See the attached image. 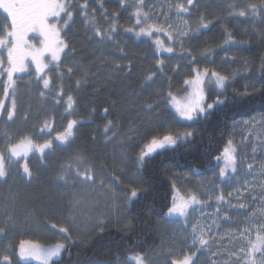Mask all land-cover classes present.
I'll use <instances>...</instances> for the list:
<instances>
[{
  "label": "trees",
  "instance_id": "1",
  "mask_svg": "<svg viewBox=\"0 0 264 264\" xmlns=\"http://www.w3.org/2000/svg\"><path fill=\"white\" fill-rule=\"evenodd\" d=\"M219 1L197 0L195 9H189L195 28L183 47L180 41H168L166 47L174 49L170 53L173 55L160 53L154 36L135 35L143 24L136 25V11L122 0L81 1L80 5L86 2L87 8L81 7L68 30L62 32L69 44L67 52L75 49L66 59L72 61L75 72L71 77L65 74L57 89L60 92L62 87L64 93L59 117L62 114L64 127L69 120L79 123L61 160L84 157L85 163L110 184L119 216L117 221L107 219L86 236L81 233L75 237L71 230L73 234H68L76 244L68 245L67 252L76 256L67 264H122L124 258L129 259L131 248L136 251L134 256L142 253V248L147 254L157 248V224L166 218L181 180L212 174L217 169L219 172L223 160L216 157L233 139L235 124L263 115L264 11L257 19L238 16L242 8ZM242 2L246 4L244 9L253 3L258 10L264 6V0ZM85 13L96 27L114 28L112 40L101 43L85 22ZM202 23H208V27L199 29ZM131 28L135 31H127ZM160 59L164 61L163 73L157 70L156 61ZM204 68L229 77L224 90L209 85L206 102L212 103L217 96L226 102L194 121H182L167 94H182L184 81L194 75L193 69ZM149 72H156L150 86L145 84ZM77 80L86 83L78 88ZM68 95L75 100L71 112L65 111ZM148 104L153 109L144 111ZM109 121L113 127L106 135ZM168 132L192 135L150 153L141 163L138 156L151 137ZM130 187L139 189L131 201L127 198Z\"/></svg>",
  "mask_w": 264,
  "mask_h": 264
},
{
  "label": "rangeland",
  "instance_id": "2",
  "mask_svg": "<svg viewBox=\"0 0 264 264\" xmlns=\"http://www.w3.org/2000/svg\"><path fill=\"white\" fill-rule=\"evenodd\" d=\"M81 1L83 0H71L73 7L69 10L73 12V19L69 22L68 27L71 26L75 15L81 9ZM122 1L127 3L130 8L132 7L134 12L136 11L139 0ZM222 1H225V4L227 3L229 6L233 5V8L238 6L244 9L243 6L246 5L242 2L243 0H220L218 3ZM143 2H145L142 7L143 11L151 14L149 23L165 28L171 25L170 31L176 38L175 42L184 41L192 35L193 28H195L193 14L191 11L178 14V10L173 9V6L184 4L185 7L194 10L197 0H194V6H188L186 0H143ZM259 14L260 10H258L257 15L249 13L247 16L257 19ZM5 17L6 13L0 9V26L5 23ZM68 27L63 32L68 30ZM199 29L203 28L199 27ZM181 31L187 32L188 35L179 36ZM36 34L33 35L35 36L34 39L32 36V44L39 47L41 38L38 33ZM153 36L154 41L158 36L164 42L165 47L169 45L165 33H156ZM67 51V55L62 58L64 63L62 65L63 67H73V64H70L72 61H67V57L69 54L73 55V51L71 49L69 53ZM160 53L173 55L167 52ZM0 55L6 56V51ZM7 67L5 60L0 71L7 69ZM49 67H53L51 63ZM52 73L53 71L49 74L51 79L53 78ZM13 79L16 83V114L10 121L6 116L7 110L11 108L13 95L10 94L5 97L4 85L7 76L6 73L0 75V101L5 107L2 133L9 137L11 135L9 130H12L13 134L20 137L25 131L42 128L46 119L51 118V116L57 123V125L54 123L56 128L61 129L62 127L59 125L62 118V114L59 117L61 113L60 103H55L56 94L43 89L42 81L37 80L35 66L29 65L24 73L21 72V74L13 76ZM211 79V77L206 78L205 98L209 85H212L213 89L216 88L214 84L209 82ZM40 91H45L47 97L41 96ZM190 92L191 89L186 85L185 91L176 97L178 99L183 98ZM177 116L182 121L189 122V120L181 117L178 112ZM245 121L249 123L245 124ZM231 136L238 151L237 171L233 173L229 170L227 178L220 176L219 179L220 171L218 172L217 169L212 174H202L191 180L188 178L181 180L174 198L187 197L190 193L195 192L202 203L189 208L186 221L183 217H169L166 213V218L157 224V232L160 236L157 248L152 249L148 254L147 252L143 253V248L142 253H136V255L143 254L146 257V264H165L166 260L170 259L168 257L169 248L178 250L182 242L190 243L189 234L193 224L205 227V239L211 238L209 239V246L197 253V264H213V262L215 264H235L236 257L232 256L231 253L236 252L239 255V248L247 243V234L244 238H240L239 233L245 228H251V238L255 239L256 228L264 224V216L260 214L261 209H264V199H262L264 197V174L261 170V165L264 164V113L261 116L243 118L237 122L233 127ZM117 141L121 144L120 139ZM8 142L7 138L3 141L4 147ZM253 148H255V152H253ZM65 152L64 149L57 151L55 156L51 157L55 161L49 163V167L42 171L41 178L38 180L27 181L26 177L16 178L11 169L8 173L11 174L9 181L4 184L0 182V226L3 225L4 232L7 234L3 238L0 237V264H4V256L10 258L8 264H33L27 262L32 257L20 256L22 241L25 242L26 247L29 245L52 246L58 243V237H63L64 241L70 238L68 233L72 235L71 230H73L75 237L81 233L86 236L88 232L96 231L98 226L105 223L107 219L119 220V216L116 215L117 209L115 210L118 206H116L115 201L116 195L110 184L102 179L97 171L93 170L95 183L77 180L75 186L70 187L57 181V176L61 173L62 167L73 163L74 158L71 157L61 160L63 159L61 155ZM43 158L47 160L49 157L45 155ZM248 164L253 165L252 169H248ZM85 166L88 165L86 163L80 165L81 169ZM47 172L49 173L47 174ZM101 181H103V186H101ZM71 182L70 176L69 183ZM245 187L248 188L247 192L243 191ZM29 191L32 192L29 193ZM238 191L242 193L239 196L237 195ZM228 193H232V196H229ZM221 194L224 195L225 202L217 201L216 197ZM239 204H245L246 207H235ZM225 213H227V219ZM47 216L49 218H46ZM52 225H56V227L53 228ZM208 226H211L210 231ZM60 228H67L68 233H61ZM233 234L234 238H231ZM184 237H188V240L184 241ZM130 246L132 247V243ZM131 249L129 259L124 261L126 264H131V257L136 252L133 248ZM14 257H17L15 261ZM257 259H260L259 254ZM37 261L43 264L42 260L37 259Z\"/></svg>",
  "mask_w": 264,
  "mask_h": 264
},
{
  "label": "snow or ice",
  "instance_id": "3",
  "mask_svg": "<svg viewBox=\"0 0 264 264\" xmlns=\"http://www.w3.org/2000/svg\"><path fill=\"white\" fill-rule=\"evenodd\" d=\"M188 6H194V0H186ZM143 0H139L135 16L136 25L139 26V31H135V28L127 29V31H135L137 37L147 36L151 37L156 33H165L169 41L175 42V36L173 32L170 31L171 25L168 28L163 26H158L156 24H150L148 21L151 16L148 12L143 11L142 8ZM73 5L71 0H0V9L6 13L5 23L0 26V53L6 51V56L0 55V69L3 68V64L6 60L7 69L0 71V75L6 73L7 81L4 85L5 97L8 95H13L11 108L7 110L8 120H13L16 114V99H15V88L16 83L13 76L17 72L25 71L29 65L35 66V73L38 81H42L43 89L46 91H51L52 79L47 75L46 70L49 69V64L55 66V70L58 73V78L63 79L64 75L67 74L71 77L75 70L71 66H67L61 71L60 65L63 63L61 59V54L66 53V49L69 48L68 42L63 38L62 32L68 27L69 22L73 19V12L69 9ZM82 8H87V3L81 6ZM178 14L187 13L189 11L188 7L184 4L176 5ZM260 11H264V6H259ZM257 15L258 5L249 4L247 5V10L241 9L236 15L246 16L248 14ZM85 22L89 24L91 31L95 37L99 39L101 43L106 40H112V33L115 31L114 28L102 30L95 26L94 20L89 21L85 13ZM166 23V22H165ZM201 28L206 29L208 23H202ZM38 33L40 36V46L37 47L29 41V33ZM188 33L181 31L179 36H187ZM231 38L229 37V40ZM226 41L225 43H228ZM157 50L160 52L173 53L174 49L172 47H165L164 42L157 39L153 42ZM181 47H183V41H180ZM74 52L75 49L73 48ZM123 51V49H121ZM47 54V55H46ZM47 61V62H46ZM195 62V57L192 58ZM157 70L163 73L164 61L163 59L157 60ZM129 70L131 69V62L128 64ZM195 75L191 78L186 79L184 84L187 85L191 92L178 99L173 95L172 92L167 94V99L171 101L172 106L175 107L176 111L181 117L186 120L194 121L200 116L207 114L213 108L223 105L226 101L222 100L217 96V98L212 103H207L204 92V85L206 83V78L211 77L209 81L214 84L216 88L224 90L226 84L229 80L227 75H223L215 70H209L204 68L202 71L199 69H193ZM87 75V74H85ZM156 78V72H149L145 78V84L149 85V82H154ZM86 80H77L76 85L79 88ZM46 92L41 91L40 95L45 96ZM60 99L56 100L55 103H60L64 100V93L61 87V91L56 93ZM66 104L65 111L71 112L75 105V100L72 95H68L67 99L64 101ZM4 108V104L0 101V109ZM153 109L152 104H148L143 110L151 111ZM105 114H107L108 109H104ZM79 122L77 120H69L66 127L62 132L57 133L52 139L44 140L43 143H36L31 137H21L17 142L9 141L6 143L4 149H0V178L6 177L8 175L6 164L13 160L14 158H24V163L22 165L23 174L31 178L33 176L32 170L29 167L27 156L29 152L35 150L43 158L46 155V150H50L53 147L54 141H58L60 144H67L75 134V128ZM245 124L249 122L245 121ZM112 122L109 121L105 126V134L112 129ZM46 129H51V125L45 121L44 126L40 128V132H45ZM192 132H184L182 134H172L168 132L161 136H152L148 144L144 149L141 150L138 159L142 163L147 155L156 152L158 149H165L166 147L176 145L178 141L186 139L191 136ZM123 147V144H122ZM255 152V148H253ZM7 153V155H6ZM237 156L238 151L236 145L230 139L227 145L224 147L222 155L217 156L216 160H223V167L220 168L219 175L221 177L227 178L228 171L235 173L237 171ZM85 164V159L82 156H76L73 159V163L62 167V171L57 176L58 182H63L65 186L74 187L75 181L79 180L82 182L95 183V176L93 169L90 166H85L81 169L80 165ZM248 169H252L253 165L248 164ZM262 174H264V164L261 165ZM71 176V183H69V177ZM115 181H119V177H115ZM103 186V181L100 182ZM244 192L248 191V188L243 189ZM139 192L138 188L130 187V192L128 194V200L131 201L133 198L137 197ZM240 191L237 195H241ZM232 196V193H228ZM218 202H225V197L223 194L216 197ZM264 199V197H262ZM201 201L198 199L195 192L190 193L187 197L174 198L171 207L168 208L167 215L169 217L179 216L187 220L189 208L197 205H201ZM230 204V201H229ZM235 207L244 208L245 204H239ZM255 214V213H254ZM260 214L264 216V209H261ZM225 218L227 219V213H225ZM53 228L56 225H52ZM208 226V230L210 231ZM5 229L0 227V233L4 232ZM61 233L67 234V228H60ZM252 229L245 228L239 233L240 238H244L247 234V243L239 248V255L236 252H232L231 255L236 257L235 264H264V224L259 225L255 231V239L251 238ZM190 235V243H181L178 250H173L169 248L168 257L165 264H197V253L201 249L207 248L209 246V239H205V227L199 224H193ZM231 238H234V234ZM184 241L188 240V237L183 238ZM65 249V244L57 243L52 246L41 247L39 245H29L25 246V242L20 244V256L21 257H35L43 261V264H54V258L60 257ZM259 254L260 259H257ZM10 258L8 256L3 257L4 264H8ZM131 264H146V257L143 254H137L131 257ZM215 264V262H213Z\"/></svg>",
  "mask_w": 264,
  "mask_h": 264
},
{
  "label": "flooded vegetation",
  "instance_id": "4",
  "mask_svg": "<svg viewBox=\"0 0 264 264\" xmlns=\"http://www.w3.org/2000/svg\"><path fill=\"white\" fill-rule=\"evenodd\" d=\"M35 34H36L35 32L29 33L28 34V38H30L31 36H33ZM29 41H30V39H29ZM66 51H67V49H66ZM64 55L65 54H61V59L63 58ZM62 61H63V59H62ZM62 64H64V63H62ZM62 64L60 65V69L64 68ZM51 65L53 66L52 68L49 67V69H52V71H53V73H52V77L53 78H52L51 92L53 94H56V93H59V91L57 89H59V87L62 84L63 80L58 78V73L55 70V66L53 64H51ZM52 71L46 70L47 75H49L50 72H52ZM22 73H24V71ZM19 74H21V72L15 73L14 76H17ZM54 76H56V77H54ZM44 97H47V96L45 95ZM58 99H60V97L56 95V100H58ZM61 106H62V101H60V107ZM3 112H4V108L0 109V131H1L2 127H3L2 124L4 123V117H5ZM46 121H50L49 124L51 125V129H46L45 132H43V133L40 132V129H35L34 128V129H30V131H25V133L23 135H20V137H17V135L12 133V130H9L11 135H9V137L8 136L6 137L5 134L2 133V131H1L0 132V149H4L3 141L6 138L8 139V141L17 142V140H19L21 137H31L36 143H43L44 140L52 139L53 137H55L57 135V133L62 132L64 130V128H65L64 127V123H62V119L59 121V125L61 127L62 126L63 127L61 129H59V130L56 128L55 124L57 125V123L52 119V116H51V118L46 119ZM68 146H69V142L67 144H65V145H62L58 141H54L52 149L46 150V155H48V157H49V158H47V160L45 158H41L40 154L38 152H36L35 150H32L31 152H29V154L27 156V160H28V163H29V167H30V169L32 170V173H33V176L31 178H29V177H27L26 175L23 174L22 165L24 163V158H19V159L14 158L13 160L9 161L6 164L7 171L9 173V171L12 169L13 170V174L16 176V178H20L21 179V177H26L27 181L38 180V179L41 178L40 175H41L42 171L49 167V165H50L49 163H51V162L53 163L55 161V159H53V158L51 159V157L55 156L54 154H56L57 151H60V150L63 151V149L68 148ZM6 155H7V153H6ZM48 173L49 172H47V174ZM9 175H11V174H8L6 177L0 178V182H2L3 184L7 183L9 181ZM0 227H3V225H1ZM5 235H7L6 232L0 233V237L1 238H3ZM64 238H65V236H64ZM73 239L67 238L66 241L63 240V237L60 238V239H57L58 243L65 244V249L62 252L60 257L54 258V264H56V263L67 264L69 262L68 261L69 259H72L73 256L74 257L76 256L75 253H71L70 251L67 252L68 245L74 243V246H75V244H76L75 240L73 242ZM16 258L14 257V261H15ZM123 260L125 261L126 258H124ZM27 262H30V263H33V264H41L40 262L37 261V259H35V257L30 258L29 260H27ZM122 264H126V263L123 262Z\"/></svg>",
  "mask_w": 264,
  "mask_h": 264
}]
</instances>
